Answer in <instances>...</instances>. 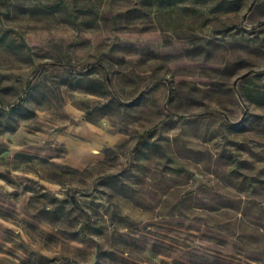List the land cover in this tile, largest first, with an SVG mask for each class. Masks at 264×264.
Instances as JSON below:
<instances>
[{
  "label": "rangeland",
  "instance_id": "obj_1",
  "mask_svg": "<svg viewBox=\"0 0 264 264\" xmlns=\"http://www.w3.org/2000/svg\"><path fill=\"white\" fill-rule=\"evenodd\" d=\"M0 264H264V0H0Z\"/></svg>",
  "mask_w": 264,
  "mask_h": 264
},
{
  "label": "water",
  "instance_id": "obj_2",
  "mask_svg": "<svg viewBox=\"0 0 264 264\" xmlns=\"http://www.w3.org/2000/svg\"><path fill=\"white\" fill-rule=\"evenodd\" d=\"M244 76H246V75H244ZM244 76H243V77H244Z\"/></svg>",
  "mask_w": 264,
  "mask_h": 264
}]
</instances>
